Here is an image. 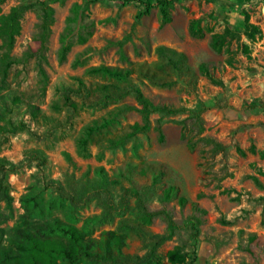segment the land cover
Returning a JSON list of instances; mask_svg holds the SVG:
<instances>
[{
    "label": "rangeland",
    "instance_id": "rangeland-1",
    "mask_svg": "<svg viewBox=\"0 0 264 264\" xmlns=\"http://www.w3.org/2000/svg\"><path fill=\"white\" fill-rule=\"evenodd\" d=\"M40 3L53 10L43 48ZM30 5L13 43L0 36V247L18 227L58 219L96 255L73 264H169L175 247L186 264H264V0H177L166 24L157 7L137 19L136 1L0 0V18ZM245 14L261 35L214 51L212 35L242 31ZM196 19L202 38L189 35ZM98 67L183 111L152 114L128 138L142 119L125 107L138 106L95 105L103 86L124 87L89 73Z\"/></svg>",
    "mask_w": 264,
    "mask_h": 264
},
{
    "label": "trees",
    "instance_id": "trees-1",
    "mask_svg": "<svg viewBox=\"0 0 264 264\" xmlns=\"http://www.w3.org/2000/svg\"><path fill=\"white\" fill-rule=\"evenodd\" d=\"M54 1V0H50ZM123 3L129 1H136L140 3L144 9L139 13L137 19L142 16H146L150 11L157 7L161 16L162 24L170 22L169 11L173 4L177 0H122ZM40 47L43 48L50 34V26L52 23L53 10L47 5V3H40ZM33 6H27L24 8L12 9L6 16L0 18V36H3L5 40L12 44L14 37L19 33V19L23 11L31 9ZM76 9H74L75 11ZM202 19L191 20L189 23V35L193 38H202L204 36V30L200 26ZM243 30L231 28L225 26L222 33L212 35L210 39V47L220 52L227 44L232 40H239L240 37H244L246 40L253 42L257 37L261 35L260 29L249 22L247 14L244 15ZM243 53L248 54V45H242ZM66 48L63 49V52ZM156 54L160 58L167 59L168 63L176 67L178 63L186 65V58L184 55L176 53L173 50L159 46L155 49ZM185 69H187L185 67ZM199 69L206 72L205 65H201ZM90 74H100L104 77L114 79L124 84V87L120 88L116 84L103 86L101 88V96L96 100L95 105H106L108 103H114L123 100L126 97H132L138 108L125 107L127 111H137L142 119L141 124H134L130 127V132L127 137H134L137 134L146 132L149 129V117L152 114H158L161 117L174 116L183 110L173 109L166 106H155L148 98H146L138 87L132 84L129 80V74L127 72H121L112 70L106 67H98L89 70ZM212 83L220 85V82H216L210 79ZM85 89L83 83L79 84L76 91L69 89L71 93H77ZM264 111V106H262ZM34 110H37L33 106ZM159 131V139L162 140V133ZM116 142L115 144H119ZM5 164L3 160H0V172H4ZM255 183L263 188V186L255 179ZM5 191V190H4ZM1 191L0 183V193ZM5 194V193H4ZM156 214H151L150 217ZM2 223V216L0 215V224ZM172 222L169 220V227ZM84 233L77 229L75 226L65 223L64 221L54 219L52 221H45L25 227H18L14 230V238L11 241L9 247H0V264H73L80 257L93 260L96 255L89 252V247L85 243ZM166 238H159L157 245L163 242ZM166 258L169 264H186V255L182 249L175 247L166 254Z\"/></svg>",
    "mask_w": 264,
    "mask_h": 264
}]
</instances>
